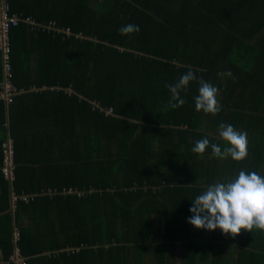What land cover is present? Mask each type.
I'll return each instance as SVG.
<instances>
[{
	"label": "trees",
	"instance_id": "1",
	"mask_svg": "<svg viewBox=\"0 0 264 264\" xmlns=\"http://www.w3.org/2000/svg\"><path fill=\"white\" fill-rule=\"evenodd\" d=\"M10 3L86 39L12 28L26 92L0 103V264L18 251L28 264H264V230L233 238L188 222L208 186L241 170L264 176V0ZM128 24L140 31L121 35ZM189 70L197 80L173 109L168 86ZM200 78L219 89L218 114L196 110ZM3 80L0 49V93ZM221 123L247 132L244 160L192 151L204 138L223 150ZM9 136L13 187L1 170ZM13 190L35 195L15 215Z\"/></svg>",
	"mask_w": 264,
	"mask_h": 264
},
{
	"label": "clouds",
	"instance_id": "2",
	"mask_svg": "<svg viewBox=\"0 0 264 264\" xmlns=\"http://www.w3.org/2000/svg\"><path fill=\"white\" fill-rule=\"evenodd\" d=\"M138 25L128 24L120 28L121 35L138 33ZM221 77L232 76L231 71L218 73ZM194 72L189 70L182 75L175 85H169L172 100L170 106L175 109L185 104L181 98V90L186 91L190 82L196 81ZM199 89L195 99L197 111L218 114L222 105L218 99L219 89L212 83L200 78ZM175 101V102H172ZM220 137L227 142L222 150L218 144H211L207 138L195 142L192 151L203 154L211 146L212 153L221 159L231 157L235 161L244 160L248 156V134L236 130L231 124H220ZM189 223L198 229L215 231L221 229L225 235L234 238L242 230L251 232L253 228L264 230V176L255 171L241 170L238 176L229 182H216L192 201Z\"/></svg>",
	"mask_w": 264,
	"mask_h": 264
},
{
	"label": "built area",
	"instance_id": "3",
	"mask_svg": "<svg viewBox=\"0 0 264 264\" xmlns=\"http://www.w3.org/2000/svg\"><path fill=\"white\" fill-rule=\"evenodd\" d=\"M22 23H26L31 26L33 31L41 30L44 32H53L55 34H62L64 39L75 36L77 39L85 40L82 34L74 35L69 28H61L54 21H49L44 24H39L33 18H24L22 16L13 15L12 6L10 0H0V49L2 51L4 80L1 84L0 103L4 102L8 105L14 103L15 98L25 93L24 89H20L14 82V67L12 64V38L11 31L13 27H17ZM95 107L99 108L102 112H106L108 115H113L112 109H105L100 107L98 103H94ZM4 149V162L1 166V170L6 180L13 185L17 181V165H16V149L15 141L9 136L6 142L3 144ZM67 193V191H65ZM34 196L19 195L15 190L12 193V209L11 211L15 215L19 209L21 201L28 203ZM15 237L20 239V234L16 232ZM12 261L16 264H28L25 257L21 252H17Z\"/></svg>",
	"mask_w": 264,
	"mask_h": 264
},
{
	"label": "crops",
	"instance_id": "4",
	"mask_svg": "<svg viewBox=\"0 0 264 264\" xmlns=\"http://www.w3.org/2000/svg\"><path fill=\"white\" fill-rule=\"evenodd\" d=\"M233 179H235V177H232L231 178V180H233ZM12 209V208H11ZM177 254H178V260L182 257V255H183V248H182V246L179 244L178 245V251H177ZM179 264H181V263H179Z\"/></svg>",
	"mask_w": 264,
	"mask_h": 264
}]
</instances>
